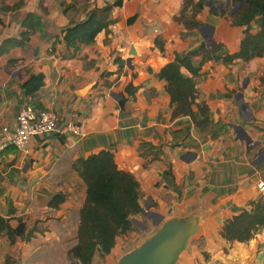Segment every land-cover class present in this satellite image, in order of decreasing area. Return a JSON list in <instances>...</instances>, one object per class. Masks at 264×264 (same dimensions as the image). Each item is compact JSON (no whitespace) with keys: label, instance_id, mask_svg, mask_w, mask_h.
I'll return each mask as SVG.
<instances>
[{"label":"crops","instance_id":"1","mask_svg":"<svg viewBox=\"0 0 264 264\" xmlns=\"http://www.w3.org/2000/svg\"><path fill=\"white\" fill-rule=\"evenodd\" d=\"M118 1L109 12L114 22L93 44L76 54L66 47L65 28ZM184 1L0 0V143L33 101L23 89L31 76L43 78L37 110L55 115L59 129L78 130L31 139L26 154L13 146L0 153V216L12 228L21 221L34 230L27 242L10 243L0 233V264H70L86 198L74 165L104 151L138 183L140 205L132 217L138 226L117 237L107 256L123 240L144 237L132 248L140 246L166 221L194 218L189 244L196 245L188 244L177 264H264V227L246 243L220 236L228 220L264 195L258 188L264 185V55L225 65L222 58L238 53L246 27L211 13L227 0H207L212 3L195 17L199 26L186 25L179 19ZM257 31L252 23L249 32ZM211 43L221 45L219 58L192 59L199 68L193 117L173 115L157 75ZM203 118L208 123L199 128ZM56 194L65 200L51 208Z\"/></svg>","mask_w":264,"mask_h":264},{"label":"trees","instance_id":"2","mask_svg":"<svg viewBox=\"0 0 264 264\" xmlns=\"http://www.w3.org/2000/svg\"><path fill=\"white\" fill-rule=\"evenodd\" d=\"M206 1L199 0L193 3L192 0H185L180 21L191 27H198L199 23L195 17L204 8ZM120 4L118 1L106 4L102 8H95L83 21L65 28L62 31V40L66 47L76 54L81 46L93 44L96 36L106 31L114 22L109 18V12ZM233 9L235 11L229 14ZM211 13L221 16L228 14L233 26L246 27L238 53L222 58L225 65L236 59L247 62L264 55V0H227L220 13H217L215 8ZM252 23L257 25L256 34L249 32ZM57 42L58 40L52 44V48ZM221 50L220 44L211 43L184 57H176L160 70L157 77L166 83V93L174 106L173 115L193 117L196 99L193 77L198 74L199 68L192 66V59L198 55L202 56L203 64L207 60L219 58ZM182 69L187 70L191 77L183 75ZM42 80L41 75L31 76L23 85L25 94L33 100L30 103L32 106H28L34 110L39 108L35 95L43 84ZM127 90L131 93L135 89L127 87ZM198 109L202 117L207 114L208 109L204 104L199 105ZM207 123L206 118L196 122L199 128L206 126ZM74 170L86 186V198L80 210L77 243L67 252V257L70 264H92L95 256L103 258L110 254L117 237L127 234L134 228L132 217L138 215L140 211L138 183L132 175L117 169L110 152H100L80 160L74 165ZM64 200V195L56 194L50 198L48 205L51 208H58ZM249 206L248 210L223 225L220 236L225 241L246 243L264 227V195L252 201ZM33 232L34 230H27L21 221L17 227L12 228L9 220L0 216V233H4L10 243L18 239L27 242L32 238Z\"/></svg>","mask_w":264,"mask_h":264},{"label":"water","instance_id":"3","mask_svg":"<svg viewBox=\"0 0 264 264\" xmlns=\"http://www.w3.org/2000/svg\"><path fill=\"white\" fill-rule=\"evenodd\" d=\"M209 2L212 3L207 1L205 4L209 5ZM226 3L227 1L216 7L220 8V5ZM233 11L235 9L229 14ZM196 233L197 225L194 218L166 221L156 233L123 256L118 264H177Z\"/></svg>","mask_w":264,"mask_h":264},{"label":"built area","instance_id":"4","mask_svg":"<svg viewBox=\"0 0 264 264\" xmlns=\"http://www.w3.org/2000/svg\"><path fill=\"white\" fill-rule=\"evenodd\" d=\"M3 132L6 133L7 129L4 128ZM55 132L78 135V130L70 126L59 129L57 118L52 113L24 106L17 116L14 132L8 134V138L0 143V153L8 146H13L24 154L29 153L28 145L31 139ZM258 188L261 192L264 191L263 183H259Z\"/></svg>","mask_w":264,"mask_h":264},{"label":"rangeland","instance_id":"5","mask_svg":"<svg viewBox=\"0 0 264 264\" xmlns=\"http://www.w3.org/2000/svg\"><path fill=\"white\" fill-rule=\"evenodd\" d=\"M133 226L135 229L138 226L137 223H135V220H133ZM142 236H144V235H142ZM141 238H144V237L140 236L139 239H135V240H133V242H132V239L131 240L127 239L126 241L123 240L124 242L122 244H118V246H117V249H118L117 253L111 254L110 256H104L103 258L96 256L94 258L93 264H118L119 260L123 256H125L126 254L130 253L133 250L132 246L136 243L138 244L139 240H142ZM189 243H191V242H189ZM193 245H196L194 240H192V244H189V249H190V247L192 248ZM58 255H59V252L56 251V256H58ZM65 264H67V263H65Z\"/></svg>","mask_w":264,"mask_h":264}]
</instances>
